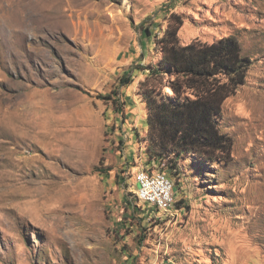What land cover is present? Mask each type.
Instances as JSON below:
<instances>
[{"label":"rangeland","instance_id":"1","mask_svg":"<svg viewBox=\"0 0 264 264\" xmlns=\"http://www.w3.org/2000/svg\"><path fill=\"white\" fill-rule=\"evenodd\" d=\"M171 2L0 0V264H264V0ZM172 14L184 44L235 36L252 60L219 118L228 156L147 154ZM174 160L173 208L140 201L138 174Z\"/></svg>","mask_w":264,"mask_h":264},{"label":"trees","instance_id":"2","mask_svg":"<svg viewBox=\"0 0 264 264\" xmlns=\"http://www.w3.org/2000/svg\"><path fill=\"white\" fill-rule=\"evenodd\" d=\"M175 1L168 8L175 7ZM182 25L181 17L172 14L166 34L158 42L164 67L151 68L143 92L149 111L144 142L150 159L160 165L172 155L179 159L198 153L213 160L217 153L231 154L234 143L222 132L219 118L227 100L246 84L252 66L237 37L184 44L180 38ZM152 35L150 28L144 31L146 39ZM168 75L174 78L165 84ZM132 82L133 76L128 73L121 85ZM165 88H169L171 96L165 93ZM115 95L119 97L118 92ZM177 163L174 160L170 175L163 169L170 178L179 174Z\"/></svg>","mask_w":264,"mask_h":264},{"label":"bare ground","instance_id":"3","mask_svg":"<svg viewBox=\"0 0 264 264\" xmlns=\"http://www.w3.org/2000/svg\"><path fill=\"white\" fill-rule=\"evenodd\" d=\"M160 170V169H159ZM139 179H143L147 181L149 184L153 186H164V184H171L173 188L171 192V201L167 202L165 204H162V201L156 198H147L145 194V189L140 187ZM137 181L139 185V190L137 191V196L140 201L155 206V208H158L161 211H169L173 208L175 205V185L174 180L169 177V175L164 171H142L137 176Z\"/></svg>","mask_w":264,"mask_h":264},{"label":"built area","instance_id":"4","mask_svg":"<svg viewBox=\"0 0 264 264\" xmlns=\"http://www.w3.org/2000/svg\"><path fill=\"white\" fill-rule=\"evenodd\" d=\"M154 170H155V166ZM140 187L145 189L146 197L156 198L162 201V204L171 201V192L174 187L171 184H164V186H153L143 179H139Z\"/></svg>","mask_w":264,"mask_h":264},{"label":"crops","instance_id":"5","mask_svg":"<svg viewBox=\"0 0 264 264\" xmlns=\"http://www.w3.org/2000/svg\"><path fill=\"white\" fill-rule=\"evenodd\" d=\"M146 147H147V145H146Z\"/></svg>","mask_w":264,"mask_h":264}]
</instances>
